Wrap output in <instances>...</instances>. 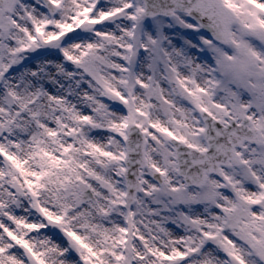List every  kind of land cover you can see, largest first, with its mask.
Returning <instances> with one entry per match:
<instances>
[{
  "label": "snow or ice",
  "instance_id": "obj_1",
  "mask_svg": "<svg viewBox=\"0 0 264 264\" xmlns=\"http://www.w3.org/2000/svg\"><path fill=\"white\" fill-rule=\"evenodd\" d=\"M0 264H264V0H0Z\"/></svg>",
  "mask_w": 264,
  "mask_h": 264
}]
</instances>
